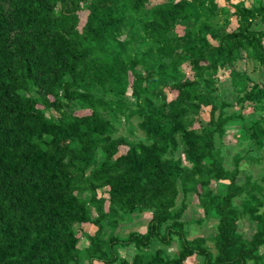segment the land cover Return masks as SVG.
I'll list each match as a JSON object with an SVG mask.
<instances>
[{
    "label": "trees",
    "instance_id": "16d2710c",
    "mask_svg": "<svg viewBox=\"0 0 264 264\" xmlns=\"http://www.w3.org/2000/svg\"><path fill=\"white\" fill-rule=\"evenodd\" d=\"M242 56L264 70V0H0V264H264V184L239 167L264 154V82ZM228 128L245 142L232 168ZM191 198L208 237L184 228Z\"/></svg>",
    "mask_w": 264,
    "mask_h": 264
},
{
    "label": "rangeland",
    "instance_id": "374dc122",
    "mask_svg": "<svg viewBox=\"0 0 264 264\" xmlns=\"http://www.w3.org/2000/svg\"><path fill=\"white\" fill-rule=\"evenodd\" d=\"M236 1V0H232ZM252 0H246V3H251ZM80 18H84V13L80 15ZM235 67L238 70L246 72L249 76H251L254 79L261 80L264 82V70L261 69L256 63L251 61L249 58H246L242 56L240 59L236 60ZM182 70L186 71L188 75L189 68L188 65L185 63L182 65ZM218 80L216 82L217 87V100H225L228 102H231L233 99V91H232V85L229 81L228 76V69H224L218 73ZM130 94V90L127 91V95ZM172 96V94H169ZM227 112H231L234 110H237V105L232 104L231 106H228L225 108ZM86 112V111H79V113ZM208 119V107H202L200 111V121L206 122ZM138 119L135 117H132L130 119V123L132 126H135ZM237 124V123H235ZM129 125L125 120H121V124L119 125V133L129 135V137H140V132H135L133 135H130L128 132ZM234 128H228L222 138V144H221V154L223 156V165L226 168H232L233 166V157L238 155H243L245 153V142L241 143L239 141V137L236 136ZM124 150L123 148H121ZM176 156L182 157L181 152L177 150L175 152ZM255 158H257L256 161L248 160L245 158H242L239 162V167L242 170L240 176L243 178L244 175H250L252 180H258L262 184H264V181H262V177H264V154L259 153V155H255ZM184 162V160H182ZM241 178V180H242ZM217 185V186H216ZM215 186L218 189H222V184H215V182H211V187L215 188ZM181 198V193L178 196V201ZM195 199L191 198V201L188 203L187 208L184 211L183 220L185 222V230L188 232V237L192 238L194 236L200 235L204 237H208L212 234V222L213 220H208L202 216L201 209L196 206ZM235 203L238 204L239 200L238 198L235 199ZM149 213H144L141 216L132 215L130 217H126L125 221L119 222V225L115 228V232L119 236L126 235L127 232L131 230H139L143 231L145 228V221L148 219ZM124 219V218H123ZM75 228H78L81 230L82 233L89 232L92 233L94 231L93 225H75ZM239 228L243 230L244 236H249L250 233L254 230V222L249 221L247 218H243L239 222ZM109 227H105V231H109ZM87 244L86 238L84 235L81 237V246H85ZM157 244V243H156ZM177 247V242L173 241L171 246L166 247V253L169 256H172L175 253ZM264 252V251H263ZM133 253V246L128 245L124 246L122 245L119 249L120 257H123L125 259H129ZM195 260L194 257H189L186 259L187 264H191ZM198 259H196L197 262ZM81 264H90L87 260V258H83L81 260ZM92 264H103L98 261H93ZM247 264H252V262H248Z\"/></svg>",
    "mask_w": 264,
    "mask_h": 264
}]
</instances>
